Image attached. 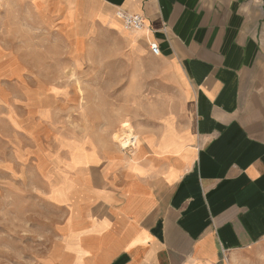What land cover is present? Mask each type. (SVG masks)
<instances>
[{
  "label": "crops",
  "instance_id": "obj_1",
  "mask_svg": "<svg viewBox=\"0 0 264 264\" xmlns=\"http://www.w3.org/2000/svg\"><path fill=\"white\" fill-rule=\"evenodd\" d=\"M118 9L148 28L131 33ZM27 12L120 34L180 94L136 151L55 139L65 196L51 184L62 216L39 264H264V0H0V58ZM78 141L97 162L72 164Z\"/></svg>",
  "mask_w": 264,
  "mask_h": 264
},
{
  "label": "rangeland",
  "instance_id": "obj_2",
  "mask_svg": "<svg viewBox=\"0 0 264 264\" xmlns=\"http://www.w3.org/2000/svg\"><path fill=\"white\" fill-rule=\"evenodd\" d=\"M22 24L13 34L19 43L0 58V264H39L50 250L62 216L49 200L51 184L65 196L59 165L69 157L56 138L86 136L92 145L120 148L116 135L128 122L137 139L125 151H136L146 133L180 109L177 86L161 61L131 50L120 34L47 25L31 12ZM10 63L19 74L12 75ZM71 156L73 165L97 162L82 141Z\"/></svg>",
  "mask_w": 264,
  "mask_h": 264
},
{
  "label": "built area",
  "instance_id": "obj_3",
  "mask_svg": "<svg viewBox=\"0 0 264 264\" xmlns=\"http://www.w3.org/2000/svg\"><path fill=\"white\" fill-rule=\"evenodd\" d=\"M116 15L133 32H142L148 28L146 17L142 13H133L124 9H118ZM149 46L154 55L159 56L161 54L160 45L156 41H150Z\"/></svg>",
  "mask_w": 264,
  "mask_h": 264
},
{
  "label": "bare ground",
  "instance_id": "obj_4",
  "mask_svg": "<svg viewBox=\"0 0 264 264\" xmlns=\"http://www.w3.org/2000/svg\"><path fill=\"white\" fill-rule=\"evenodd\" d=\"M120 129L121 133L116 135L120 147L122 149H127L130 145H135L137 135L135 134L134 128L131 126V124L124 122Z\"/></svg>",
  "mask_w": 264,
  "mask_h": 264
}]
</instances>
